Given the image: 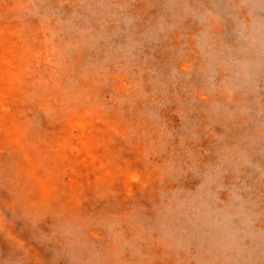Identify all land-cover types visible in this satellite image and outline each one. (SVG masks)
I'll return each instance as SVG.
<instances>
[{
    "label": "rangeland",
    "instance_id": "rangeland-1",
    "mask_svg": "<svg viewBox=\"0 0 264 264\" xmlns=\"http://www.w3.org/2000/svg\"><path fill=\"white\" fill-rule=\"evenodd\" d=\"M0 85V264H264V0H0Z\"/></svg>",
    "mask_w": 264,
    "mask_h": 264
},
{
    "label": "bare ground",
    "instance_id": "bare-ground-1",
    "mask_svg": "<svg viewBox=\"0 0 264 264\" xmlns=\"http://www.w3.org/2000/svg\"><path fill=\"white\" fill-rule=\"evenodd\" d=\"M46 53V52H45ZM4 64V63H3ZM18 64V63H17ZM21 65V64H20ZM9 66V65H8ZM12 66V65H11ZM1 68H3V66L1 67ZM5 69V68H4ZM3 70V69H2ZM20 70V69H19ZM12 73H13V71H11ZM15 73V72H14ZM21 74V73H20ZM12 75V74H11ZM10 76V75H9ZM16 77V76H15ZM11 78H13V77H11L10 76V79ZM12 80V79H11ZM14 81H15V79H13ZM20 81V80H19ZM15 83V82H14ZM24 85H25V83H24ZM1 86V85H0ZM19 86V85H18ZM22 86V85H21ZM10 87H12V86H10ZM15 88V87H14ZM0 89H1V87H0ZM20 90V89H19ZM12 91V90H11ZM0 92H2V91H0ZM5 92H6V90H5ZM23 92V91H22ZM4 93V92H3ZM5 94V93H4ZM8 96H9V94H8ZM11 96H13V95H11ZM6 97V96H5ZM4 97V98H5ZM18 97V96H17ZM248 97V96H247ZM1 98V97H0ZM5 100V99H4ZM8 101V100H7ZM3 104V103H2ZM223 105V104H222ZM3 109V108H2ZM6 109V108H5ZM12 110V109H11ZM9 111H10V109H9ZM16 112V111H15ZM3 117V116H2ZM5 117V116H4ZM15 118V117H14ZM18 118V117H17ZM10 119V118H9ZM14 122H16V121H14ZM10 124V123H9ZM7 125V124H6ZM24 127V126H23ZM23 127H21V128H23ZM5 128H7V127H5ZM20 129V128H19ZM2 130V129H1ZM6 131V130H5ZM17 132V131H16ZM7 134V133H6ZM2 135V134H1ZM16 135V134H15ZM5 136V135H4ZM3 138V137H2ZM1 141H3V139L1 140ZM9 141V140H8ZM15 142V141H14ZM3 143V142H2ZM6 143V142H5ZM14 144V143H13ZM10 145V144H9ZM8 145V146H9ZM15 145V144H14ZM1 146V145H0ZM3 146V145H2ZM13 147V146H12ZM18 152V151H17ZM12 155V154H11ZM16 155V154H15ZM0 159H1V157H0ZM4 159V158H3ZM15 159V158H14ZM5 160V159H4ZM18 160H20V159H18ZM19 163V162H18ZM20 164V163H19ZM18 164V165H19ZM23 165V164H22ZM32 165V164H31ZM22 168V167H21ZM26 169V168H25ZM43 175H45V174H43ZM25 176V175H24ZM23 176V177H24ZM43 176H41V178H42ZM27 179V178H26ZM32 179V178H31ZM38 179V178H37ZM237 179V178H236ZM37 181V180H36ZM53 181V180H52ZM55 182V180L53 181V183ZM43 183V182H42ZM53 183H52V185H53ZM36 187V186H35ZM42 187H44V186H42ZM46 187V186H45ZM52 187V186H51ZM37 188V187H36ZM57 188V187H56ZM44 189V188H43ZM49 190V189H48ZM183 190H184V188H183ZM189 190V189H188ZM42 191V190H41ZM25 193V192H24ZM34 196V195H33ZM54 197V196H53ZM201 197V196H200ZM28 199V198H27ZM44 207V206H43ZM46 207V206H45ZM51 209V208H50ZM229 216V215H228ZM46 217V216H45ZM227 218V217H226ZM262 221V220H261ZM263 222V221H262ZM250 256V255H249ZM186 259V258H185Z\"/></svg>",
    "mask_w": 264,
    "mask_h": 264
}]
</instances>
